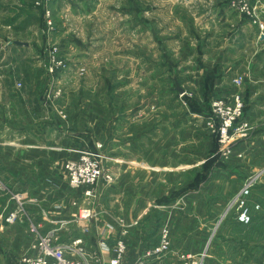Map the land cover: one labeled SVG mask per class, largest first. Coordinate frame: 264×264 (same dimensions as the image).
Instances as JSON below:
<instances>
[{"label": "rangeland", "instance_id": "obj_1", "mask_svg": "<svg viewBox=\"0 0 264 264\" xmlns=\"http://www.w3.org/2000/svg\"><path fill=\"white\" fill-rule=\"evenodd\" d=\"M254 2L255 0H54L47 7L43 0H0V38L19 37L33 44L24 58L12 55L13 58L0 59V94L4 89L14 88L30 99L31 94L28 92L33 83L38 81L37 86L47 87L51 82L52 90L44 95L46 108L63 120H67L68 115L62 102L73 100L74 109L81 97L80 87L86 86L85 82H90L95 76L98 80L99 77L103 80V102L107 106L109 120L115 113L111 106L112 93H115L114 98L117 96L115 100L118 106L127 103L138 89L145 92L151 89L152 93L149 95L153 98L152 101L156 99L155 103L161 94H167V99L164 100V95L161 97L162 103H166L168 107L153 110L152 119L159 120L161 112L163 115L166 110L169 119H173L176 112L177 116L181 114L180 107L182 109V162L185 172L178 178V183H184L185 191L190 189V181L194 182V187L207 180V174L201 172L206 168L204 165L198 169L190 168L200 165L210 154L213 143L217 145L216 155L220 159L228 161L231 156H237L238 159L229 163L238 172H221L212 177L214 180L216 178L212 184H206L209 187L203 195V209L208 213L204 219L207 223H185L182 235L179 233L181 228L174 232L178 237L176 241L178 244L182 241L191 242V234L196 228L205 233L199 239V245L194 244L196 254L188 259L191 260L190 264H264V125L256 127L261 116L264 122V67H258L256 59L260 56L257 54L260 47L264 46V21L260 20V17L264 19V2L256 7L251 6ZM243 4H247L249 14L242 12ZM223 9H226L224 14ZM45 10H48V15ZM245 18L253 24L246 32L248 42L241 47L238 43L241 32L237 28ZM4 27L9 30L4 31ZM71 42L77 52L69 51V45H66ZM1 46L3 42H0ZM0 54H3L1 48ZM42 56L45 58L42 59ZM217 77L220 78L217 80L218 88L212 93H203V88L206 91L207 85L211 83L212 86ZM164 79H167V87L164 86ZM175 82L183 93L176 91ZM227 85L230 86L229 90L225 89ZM243 90L258 91L262 96L255 97L247 93L245 100ZM70 91L73 92L69 94ZM238 101L243 104L240 119L247 123V132L242 137L238 133L234 136L232 130L229 132L228 145L231 153L225 157L219 151V120L212 112V104L222 102L230 107ZM250 104L253 106L251 110ZM193 110L206 115L208 131L196 123L197 118L191 115ZM123 112L116 110V115ZM210 123L214 126L211 127ZM253 142L260 147L258 156L253 158L255 165L251 166L255 172L250 168L245 171L249 167L245 160L246 151H249V144L253 145ZM171 146L168 147L169 152L173 149ZM89 151L99 152L102 157V175L94 188L95 194V190L102 184L108 186L112 182L105 180L107 176L112 179V176L104 172L106 164H109L106 162L109 161L100 144ZM81 152L82 150L76 157L61 162L58 166L61 175L58 173V176L67 181L64 166L75 160ZM175 162L176 160L167 159L168 169ZM215 162L208 160L207 164L210 166ZM158 163V160H153V168L158 167ZM164 179L167 180V190H162V194L168 193L170 185L175 186L172 175ZM248 179L252 180L246 199L250 222L241 224L233 212L235 208L226 216L222 215L231 198ZM80 192L83 197L80 202L91 207L95 219V209L92 208L94 198L90 199L94 195L86 198L84 190ZM87 199L90 200L86 201ZM184 214L188 215L187 219H191L190 210L184 211ZM95 221L98 223L99 219ZM90 224L92 226L94 222Z\"/></svg>", "mask_w": 264, "mask_h": 264}, {"label": "crops", "instance_id": "obj_2", "mask_svg": "<svg viewBox=\"0 0 264 264\" xmlns=\"http://www.w3.org/2000/svg\"><path fill=\"white\" fill-rule=\"evenodd\" d=\"M262 2L264 0H255L251 6L263 5ZM224 13L226 9H223ZM260 20L264 21L261 17ZM244 21L237 28L241 32L238 41L241 47L248 42L246 32L253 24L248 18ZM5 29L7 31L8 27H4V31ZM15 41L25 45H13ZM0 42H3V46L0 47L3 52L0 54L1 60L4 57L15 56L24 58L33 45L19 37L5 36L0 38ZM66 46L69 51L77 52L72 42ZM260 48L257 52L260 56L256 59L258 67L262 69L264 46ZM78 51L82 52L80 49ZM218 79L220 78L217 77L212 86L209 83L206 91L203 88V93L215 91L219 85ZM164 80V86L167 87V79ZM85 83L86 86L80 87L81 97L74 105V109L73 100L67 99L68 101L62 102L68 115L67 120L57 118L46 108L44 95L52 90L51 82L47 87L37 86L38 81L33 83L28 92L31 94L30 99L14 88L4 89L0 94V180L2 181H0V264H17L18 258L28 252L34 239L30 233L33 224L40 226L39 234L58 230L62 240L82 239L85 249L88 252L98 251L104 264H109L110 254L99 249L100 229L107 231V247H113L118 240H125L127 248L122 264H132L143 255L148 245L157 241L160 229L166 227L170 231L172 246L165 257V263L184 264L186 261H191L187 257L192 259L195 256L194 244L199 245V239L203 234L205 236V233L196 228L191 234V242L185 241L184 244L182 241L178 244L176 241L178 237L174 232L181 228L179 233L182 235L185 223L186 225L198 221L199 225L201 222L207 223L204 219L208 213L203 209L205 207L203 195L209 187L206 184H212L216 180L212 177L221 172H238L236 168L229 166V163L238 160L237 156H231L228 161L220 159L216 155L217 145L213 143L210 154L200 165L190 168L198 169L208 160H215L216 164L210 166L207 164L206 168L201 170L203 174H207V180L195 184L194 187H192L194 182L190 181L188 185L190 184L191 187L185 191L184 183H178V178L180 179L185 172L182 162L184 131L181 107L179 116L176 112L175 117L169 119L166 110L163 115L161 112L160 119L155 121L152 119L153 110L159 108L162 110V106L168 107L166 103H162L161 97L166 96L165 100L168 98L167 94H161L158 102L155 103L156 99L152 101L153 98L149 95L152 93L151 89L147 92L138 89L127 103L118 106L115 100L117 96L114 98L115 93L111 92L113 95L111 106L115 113L109 120L107 106L103 102L105 95L103 80L101 77L98 80L95 76L93 80ZM229 87L227 85L225 89ZM72 92L70 91L69 94ZM247 93L255 97L262 96L258 91L243 90L245 100ZM252 107L251 105L249 110ZM175 108L177 109L178 105ZM116 110L124 112L116 115ZM191 115L197 118L195 121L201 128L208 131L206 115L199 110H193ZM261 118L262 116L256 127L264 125ZM208 134L210 138H214L211 132ZM98 144L102 147L106 160L109 161L106 162L109 164H106L104 172L112 176V182L108 186L102 184L97 187L94 197L90 198L91 200L94 198L92 200V208L95 209L96 214L94 220L99 219V222L93 221L94 224L90 226L89 232L82 233L80 225L76 222L77 208L71 205V202H80V198H83L82 193L80 190H70L67 181L62 176H58L60 172L58 166L62 161L76 157L80 150H94ZM251 144L249 151H246V157L244 155L249 166L245 171L250 168L255 172L251 166L255 165L256 161L253 158L259 153L260 147L254 145V142L253 145ZM169 145L173 147L170 152ZM232 153L235 154L233 151ZM167 159L176 160L175 165L170 169L167 167ZM153 160H158V167L153 168ZM168 175H172L175 186L170 185L171 189L168 193L162 194V190H167L165 185L168 178L165 180L164 177ZM14 195L22 197L23 209L17 215L16 222L8 224L5 219L17 207L12 199ZM57 206L61 208L55 209ZM189 210L192 212L189 215L191 219H187L188 215L184 214V211ZM134 222L137 225H133ZM123 231L127 232L126 236L122 235Z\"/></svg>", "mask_w": 264, "mask_h": 264}, {"label": "built area", "instance_id": "obj_3", "mask_svg": "<svg viewBox=\"0 0 264 264\" xmlns=\"http://www.w3.org/2000/svg\"><path fill=\"white\" fill-rule=\"evenodd\" d=\"M47 7L54 0H43ZM242 12L249 14L247 4H243ZM48 10L45 14L48 15ZM54 60V58H51ZM60 67V64H57ZM243 104L239 101L233 106H226L222 102H214L212 104V112L219 120L218 134H219V151L221 155L227 156L231 153L228 145V134L232 130L233 135L237 133L240 137L247 132V123L240 119L242 114ZM211 127L214 126L210 123ZM246 135V133H245ZM241 157V155H239ZM101 155L99 152H92L83 150L81 154L72 161H69L64 166V174L67 178L69 187L74 191H83L84 197H92L94 195V188L101 179ZM107 182L112 181L110 176L105 178ZM252 187V180L248 179L239 188L238 192L234 194L227 204L223 215L226 216L229 211L235 208L233 212L237 215V221L241 224H248L250 222V214L246 206L247 195ZM17 207L9 213L5 221L8 224H14L17 215L22 212V197L14 195L12 197ZM73 207L77 208L76 222L80 225V231L87 233L94 220V213L92 209L84 204L71 202ZM57 206L55 209H60ZM133 225H137L136 222ZM39 225L33 224L30 227V233L34 236L28 252L21 256L17 264H104L101 254L96 252H88L83 244L82 239H75L72 241L62 240L59 236L58 230H51L44 234H39ZM100 245L99 249L110 254L109 264H122L124 254L126 252V242L124 239L118 240L113 247H107L105 229L99 230ZM123 236L127 235L126 231L122 232ZM171 250V240L169 230L166 227L160 229L159 237L154 244L148 245L144 250L143 255L132 264H166L165 257ZM191 259V257H187ZM187 261L185 264H190ZM198 264V263H191Z\"/></svg>", "mask_w": 264, "mask_h": 264}, {"label": "water", "instance_id": "obj_4", "mask_svg": "<svg viewBox=\"0 0 264 264\" xmlns=\"http://www.w3.org/2000/svg\"><path fill=\"white\" fill-rule=\"evenodd\" d=\"M13 45H16V46H22V45H25V44H23L22 42H17V41H15V42H13ZM175 89H176V91H177L179 94L183 93L182 88H180L179 85H178L176 82H175Z\"/></svg>", "mask_w": 264, "mask_h": 264}, {"label": "trees", "instance_id": "obj_5", "mask_svg": "<svg viewBox=\"0 0 264 264\" xmlns=\"http://www.w3.org/2000/svg\"><path fill=\"white\" fill-rule=\"evenodd\" d=\"M208 163V162H207ZM207 163L204 165V167H206Z\"/></svg>", "mask_w": 264, "mask_h": 264}]
</instances>
